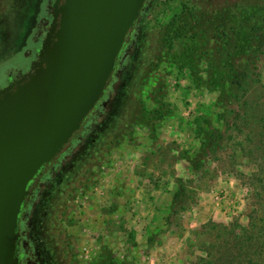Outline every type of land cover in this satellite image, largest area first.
I'll list each match as a JSON object with an SVG mask.
<instances>
[{"label": "rangeland", "instance_id": "1", "mask_svg": "<svg viewBox=\"0 0 264 264\" xmlns=\"http://www.w3.org/2000/svg\"><path fill=\"white\" fill-rule=\"evenodd\" d=\"M51 2L0 0V88L37 53ZM148 9L135 49L28 207L49 210L59 196L85 264H190L205 227L246 225L253 200L264 0Z\"/></svg>", "mask_w": 264, "mask_h": 264}, {"label": "water", "instance_id": "2", "mask_svg": "<svg viewBox=\"0 0 264 264\" xmlns=\"http://www.w3.org/2000/svg\"><path fill=\"white\" fill-rule=\"evenodd\" d=\"M146 2L52 0L35 58L0 88V264H20L32 183L82 131Z\"/></svg>", "mask_w": 264, "mask_h": 264}, {"label": "flooded vegetation", "instance_id": "3", "mask_svg": "<svg viewBox=\"0 0 264 264\" xmlns=\"http://www.w3.org/2000/svg\"><path fill=\"white\" fill-rule=\"evenodd\" d=\"M154 1L155 0H147L146 4L144 5V8L140 14L138 22L136 23L133 31L130 33L128 37L127 42L124 44L121 50L117 67L112 77L110 85L112 84L115 76L119 71V66L121 64L122 59L126 56H130L133 50L135 49V44L137 41L136 36L138 34L140 23L143 21H147L148 18L151 16L149 15L150 12L148 8L152 6ZM51 4L52 2L50 3L47 9L48 14L45 17H43V20L41 22L42 25H40L41 27L39 26L40 30L38 31V34L43 32V35L40 38L38 44L36 41H34L33 43L35 50L39 49L42 38L44 37V34L48 27L50 21ZM28 54L30 55L31 51ZM32 54H33V58H31L29 63H31V61L35 58L36 52L33 51ZM32 54L30 56H32ZM23 72H18L15 76H12V78L20 75ZM107 90L104 96L102 97V99L100 100V102L98 103V105L96 106V108L94 109V111L92 112V114H90V116L93 115L95 110L101 105L107 93ZM64 154L65 153H63L58 158V160ZM58 160L48 169L42 171V173L38 175L36 179L33 181L32 193L30 195L27 204L22 210L19 221V245H18L20 264H85L86 263V261L82 260L81 256L76 252L77 250H74L72 248L67 210H66L68 208H66V205L64 203L58 205V201L56 199H59L60 198L59 196H56L55 197L56 199H54L53 197L55 201L49 202L51 205L49 210L47 207H44L40 210L28 209V207L31 204L32 198L36 196L37 193L39 194L41 192L40 189L42 187V182L45 181L47 174L52 170L51 167L54 166L58 162ZM38 204L39 203H36L37 206Z\"/></svg>", "mask_w": 264, "mask_h": 264}, {"label": "trees", "instance_id": "4", "mask_svg": "<svg viewBox=\"0 0 264 264\" xmlns=\"http://www.w3.org/2000/svg\"><path fill=\"white\" fill-rule=\"evenodd\" d=\"M246 153L252 156L253 150ZM255 153L257 169L250 178L253 200L246 225L232 222L205 227L203 234L209 241L194 243L201 256L190 264H264V140L255 144Z\"/></svg>", "mask_w": 264, "mask_h": 264}]
</instances>
